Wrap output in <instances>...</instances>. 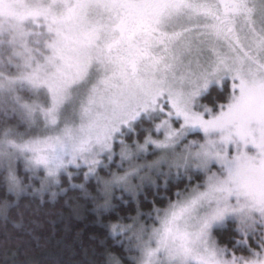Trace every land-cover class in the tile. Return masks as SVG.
Wrapping results in <instances>:
<instances>
[{"label": "snow or ice", "instance_id": "snow-or-ice-1", "mask_svg": "<svg viewBox=\"0 0 264 264\" xmlns=\"http://www.w3.org/2000/svg\"><path fill=\"white\" fill-rule=\"evenodd\" d=\"M0 188L2 251L264 264V0H0Z\"/></svg>", "mask_w": 264, "mask_h": 264}, {"label": "trees", "instance_id": "trees-1", "mask_svg": "<svg viewBox=\"0 0 264 264\" xmlns=\"http://www.w3.org/2000/svg\"><path fill=\"white\" fill-rule=\"evenodd\" d=\"M6 198L10 199V202H16L15 196H6L5 190L0 188V200ZM31 200V197H21L19 199L20 208L23 209L24 205L28 204ZM45 207H48V205H45ZM65 216L67 217V220L61 221L57 224V238L63 235L64 224L68 223L69 227L71 228V232L67 234L64 243L72 244L76 248L78 255L73 259L80 260L83 257L79 255V246L74 243L76 233L80 232L79 240L83 242L85 247H88L91 243L89 237L92 235L101 236L103 233V228L95 223L94 214L87 210L83 213V218L81 219L72 218L67 211H65ZM34 218L35 217L29 216L26 212L23 220H21V217L17 214V210L13 208L10 211L9 219L6 222V227L11 233H22L25 229L31 228L34 229L36 234L40 235L41 237L49 235L50 227L45 224L43 228H36V226L31 223V220ZM14 224H21V227L17 229L14 227ZM4 227L5 222L0 220V230H2ZM230 227L231 226H229V228ZM228 230L229 229H225L224 231L227 232ZM41 243L43 245L41 248L37 249L33 246L34 250L30 252H24L23 250L17 252L15 246H12L7 251L0 250V264H67L70 256L68 251L64 249V244L58 245L55 243V240H52L48 243H44L42 240Z\"/></svg>", "mask_w": 264, "mask_h": 264}, {"label": "rangeland", "instance_id": "rangeland-1", "mask_svg": "<svg viewBox=\"0 0 264 264\" xmlns=\"http://www.w3.org/2000/svg\"><path fill=\"white\" fill-rule=\"evenodd\" d=\"M218 96L219 93H217V91L210 90L209 94L202 98L201 102L211 107L213 102L217 100ZM220 99H222V97H220Z\"/></svg>", "mask_w": 264, "mask_h": 264}, {"label": "clouds", "instance_id": "clouds-1", "mask_svg": "<svg viewBox=\"0 0 264 264\" xmlns=\"http://www.w3.org/2000/svg\"><path fill=\"white\" fill-rule=\"evenodd\" d=\"M11 197V196H10ZM0 205H2V201H0Z\"/></svg>", "mask_w": 264, "mask_h": 264}]
</instances>
